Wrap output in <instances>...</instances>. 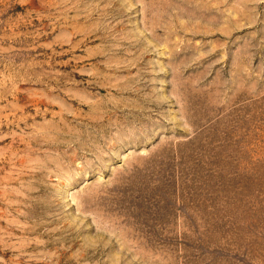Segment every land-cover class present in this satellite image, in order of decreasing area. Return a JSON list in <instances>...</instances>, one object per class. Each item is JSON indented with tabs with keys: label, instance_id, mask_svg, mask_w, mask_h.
I'll use <instances>...</instances> for the list:
<instances>
[{
	"label": "rangeland",
	"instance_id": "374dc122",
	"mask_svg": "<svg viewBox=\"0 0 264 264\" xmlns=\"http://www.w3.org/2000/svg\"><path fill=\"white\" fill-rule=\"evenodd\" d=\"M0 264H264V0H0Z\"/></svg>",
	"mask_w": 264,
	"mask_h": 264
}]
</instances>
